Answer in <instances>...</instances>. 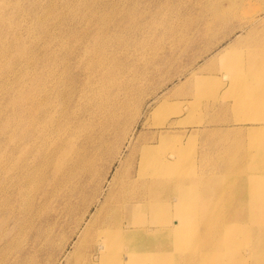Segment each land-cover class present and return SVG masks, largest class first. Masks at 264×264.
Segmentation results:
<instances>
[{
	"label": "bare ground",
	"instance_id": "bare-ground-1",
	"mask_svg": "<svg viewBox=\"0 0 264 264\" xmlns=\"http://www.w3.org/2000/svg\"><path fill=\"white\" fill-rule=\"evenodd\" d=\"M252 1L256 4L260 2L259 9L246 21L252 26L246 31L252 32L264 21L256 18L264 13V0H205L206 5L212 6L215 17L205 25L228 23L230 18L239 14L240 8ZM13 10L11 8L8 11L10 20ZM254 40L257 48L250 51L248 58H245L244 53L241 55V52L231 49H226L220 56L222 71L230 80V89L225 93L227 95L234 91L235 110L243 116V120L261 119V113L254 115L245 106L252 102L249 95H264V81L241 82L244 75L256 78L259 72H264V35ZM10 42L0 35V57L19 56V53L13 52ZM133 48L132 54H128L137 60L140 67L130 70L131 77L126 82L115 83L120 89L115 93L98 87L99 82L107 77L103 61L91 65V75L85 81H75L68 71L64 56L53 52L47 60L43 94L33 92L30 96L25 95L27 101L17 104L12 133L14 166L7 167V161L1 159L0 252L13 242L21 227L20 215L31 210V202L41 204L46 199L48 186L58 176L59 165L65 162L67 150L75 147L78 133L82 134L86 129L85 124L92 123L95 115L98 118L100 113L108 111L107 127L102 131L101 138L108 140L117 130V138L129 135V132L133 134L146 103L143 96L148 93L147 87L158 74V48L147 46L145 42H139ZM241 57L244 66L238 62ZM211 83H200V86L204 85V94L215 96L217 93ZM157 92L152 96H156ZM257 101V106L264 109V97ZM154 103L151 114L156 117L163 106L161 102L158 103V99ZM199 107L195 103L189 109L190 118L170 122V125L200 123L195 122L197 119L194 118L195 110ZM24 110L28 111L27 117H24ZM130 116L133 118L126 132L124 125L129 122ZM142 126L153 127L157 136L153 142L141 145L135 161L130 163L124 177L118 180V189L115 192L110 190L104 201H97L94 212L90 211L92 205L88 206L92 200L84 203L86 198L81 195L85 190L80 187L83 182L62 196L63 203L56 212L61 220L50 224L39 239V243L46 242L44 246L49 253L54 250L59 252L55 263L61 264V256L64 255L65 264H165L166 261H172L173 264H264V126L247 128V155L244 153L240 163L234 161L230 167L225 162L224 172L215 175H232L223 188L225 195L218 201L214 195L190 193L195 190L193 188H197L194 184H206L205 181L199 182L200 177L194 179L199 173L190 152L192 141L184 145V141L168 132H161L158 139V121L150 124L145 120ZM213 161L216 163L215 159ZM209 167L212 169L211 165ZM118 172L119 169H116L113 179ZM215 184L210 185L213 186L211 190L218 189V178ZM163 189H171L173 194L176 193L174 204L169 202ZM192 199L200 203H185ZM78 202L83 205L80 208L82 211L76 214ZM159 209L161 211L158 214ZM70 217L72 222L66 226V219ZM165 221L171 225L164 226ZM52 227L58 232H52ZM157 236L160 248L155 250ZM187 237L198 241L192 247L181 246L182 240ZM52 238L54 243L58 240L63 243L50 244ZM70 240L71 251H66ZM36 257L34 253L17 264H30Z\"/></svg>",
	"mask_w": 264,
	"mask_h": 264
},
{
	"label": "rangeland",
	"instance_id": "rangeland-1",
	"mask_svg": "<svg viewBox=\"0 0 264 264\" xmlns=\"http://www.w3.org/2000/svg\"><path fill=\"white\" fill-rule=\"evenodd\" d=\"M0 2H2L0 35L7 41H12L10 46L13 52L19 53V56L14 58L0 57V168L3 165L2 158L7 161V167L13 165L14 112L17 111L19 102L27 101L25 95L30 96L33 92L43 94L45 89L43 79L47 72V60L52 57L51 53L58 52L64 56L68 71L75 81L78 79L85 81L91 75L89 74L91 65L96 61H103L108 78L105 76L98 87L115 93L120 90L115 83L126 82L131 77L130 70L140 67V64L136 63L137 60L130 56L134 45L145 42L147 46L158 48V74L147 87L148 93L143 96L146 103L133 134L130 135L129 132V135L117 138V130L108 140L105 137L101 138L102 131L107 127V110H102L107 112L100 113L98 118L95 115L92 123L85 124L86 129L82 134L78 133L75 147L67 150L65 162L59 165L58 176L49 184L46 199L41 204L31 202V210L20 215L21 227L13 242L0 252V264H17L26 257L30 258L34 253L37 257L30 264H54L59 252L54 250L53 253H49L44 246L46 242L39 243V239L50 224L61 220L56 216V212L63 203L62 196L72 192L78 183L83 182L80 187H84L85 190L81 195L86 198L84 203L92 200L88 206L92 205L90 211L94 212L97 209V201H104L110 190L115 192L118 189V180L124 177L130 163L135 161L141 145L153 142L157 136L153 127L142 126L145 120L150 124L158 121V139L161 132H168L171 136L184 141V145L189 140L192 141L191 156L196 164V171L201 173L194 179L200 177L202 180L199 182L205 181L206 184L204 182L194 184L197 188H193L195 190L191 191V194L200 192L214 195L217 201L225 195L223 188L232 179V175L229 173L221 177L215 175L224 172L225 162L229 167L234 161L240 163V157L247 152L246 129L250 126L254 128L264 126V109L256 103L264 95L263 93L258 94L259 96L249 95L252 102L245 106L246 109L249 108L248 112L254 115L261 113V119L243 120V116L235 110L234 91L228 93L230 96L226 95L230 89V80L222 71L220 56L226 49H231L241 52V55L244 53L245 58H248L250 51L257 48L254 38L263 37L264 21H261L252 32L246 31V28L251 26L249 23L246 24V21L259 9L260 2L256 4L252 1L245 4L240 8L239 14L230 18L226 24L209 26L205 24L215 17L212 14V6L206 5L205 0H0ZM11 8L14 10L10 20L7 16ZM256 18L263 20L264 13L257 15ZM238 62L244 66L242 57ZM253 80L264 81V72H259L256 78L244 75L241 82L246 84ZM200 83L204 85L211 83L217 94H214L215 96L204 94V85L200 86ZM155 91L157 95L153 97ZM240 91L241 89L237 96ZM157 99L163 109L154 117L151 112ZM195 103L200 107L195 110L194 118L197 119L195 122L200 123L170 125V122L190 118L189 109ZM27 113L28 111L24 110V117H27ZM132 118L133 116H130L129 122L124 125L126 132ZM230 130H233L232 133ZM230 159L233 160L230 162ZM116 169H119V172L113 179ZM217 178L220 181L218 189L211 190L213 186L210 185H214ZM206 179L210 182H206ZM170 190L163 189V192L169 198V202L174 204L176 193L173 194ZM185 203L198 204L200 201L192 199L190 202L186 200ZM82 205L80 202L76 204L75 210L78 209L76 214L82 211L80 210ZM160 211L161 209L158 210V214ZM71 222V217L66 219V226ZM170 225L169 221H165L164 226ZM54 230L58 232V229L52 227V232ZM66 232L67 229L64 235ZM197 241L196 238L187 237L182 240L181 246L192 247ZM62 243L61 240L55 243L53 238L50 240V244ZM71 244L72 240L66 251H71ZM159 248L157 236L154 249ZM61 264H65L64 255L61 256ZM165 264L173 262L166 261Z\"/></svg>",
	"mask_w": 264,
	"mask_h": 264
}]
</instances>
